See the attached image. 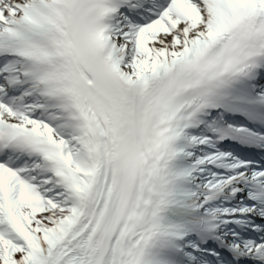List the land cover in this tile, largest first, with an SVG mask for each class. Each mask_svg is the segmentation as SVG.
I'll return each instance as SVG.
<instances>
[{
  "label": "bare ground",
  "instance_id": "1",
  "mask_svg": "<svg viewBox=\"0 0 264 264\" xmlns=\"http://www.w3.org/2000/svg\"><path fill=\"white\" fill-rule=\"evenodd\" d=\"M29 0H0V29L1 31L5 29L11 22L14 16H18L20 14L19 8L17 4L20 2H28ZM190 6L192 12L187 18H177L173 15L172 11L174 7L180 6ZM159 8L153 9L152 12L148 11L146 15L155 14V23L152 25L143 24L140 25L136 23L137 30L134 29L128 39L123 40V44L120 43V46L123 49V54L126 57L125 60V68L130 74L133 76L138 75L141 71L139 68H134L133 59H128L132 57L130 51L131 49H135L137 47H143L145 43L150 45L151 50L153 51L152 57L149 60L148 66L157 65L158 61H162L163 58L167 55L178 54L185 47L187 43H190L194 37L201 36L207 32H209L210 25L208 24V14L207 8L204 6L203 0H177L175 2L170 3L168 7L164 9L165 14L162 15L157 11ZM194 10V11H193ZM134 20H141L142 15L131 17ZM172 20V22H169ZM135 23V22H134ZM148 60V59H147ZM145 62V60H144ZM144 66V63H143ZM20 65L16 62L6 65L0 69V78L2 75L7 77H15L19 79V69ZM9 86V85H8ZM17 88H9L8 95H12L16 93V90L19 94V100H34L36 102L39 101V98L36 94V91L33 87H29L26 89L21 83H18ZM6 91L0 93V97H6ZM24 101V102H25ZM21 105H13L12 103L8 105L6 110H3L0 107V115L6 116L9 119H17L18 121L24 123V119L22 117V113L19 112ZM49 109H38V107L30 110V114L38 115L42 120L46 119L50 114L48 113ZM16 112H19L18 117H14ZM45 129V128H43ZM100 151H102L99 157L102 158L101 163L97 164V161H93L90 164V175H93L97 172V169L94 168L97 165L105 166L109 164L106 172H103L105 175H94L91 181H83V186H87V192L91 196L92 204L86 206L85 204L78 206V215L71 226L69 225L67 229L60 232L61 239L56 242L54 245V249L51 251L50 262L48 264H74L78 263L74 258L70 257V254L77 252L81 254L83 258H87L90 256L92 252V243L96 238V234L99 229L100 219L103 215L108 200V186L114 180L115 175L113 173V162L111 161V156L113 155V146L110 145L108 149V144H104ZM197 152V153H196ZM196 154H192L193 159L203 160L207 167L212 166L216 168L218 172L223 175L226 173L225 169L236 168L238 172L237 177L230 178H211L210 184L208 185V190H205L209 193L206 198L212 197L215 195H220L221 193H225L226 191H235L239 189L240 183L242 180H247L251 178L252 175H256L257 171H249L246 175H244L243 166L239 158L235 155L230 156V153L227 152H219L213 150L210 144L204 142V140L200 143L199 150L194 151ZM21 160H16L17 166L16 168L21 167ZM20 168L19 170H21ZM241 172V173H239ZM31 173H40L41 181H44L43 178L48 174L40 169H31L29 167V174ZM228 173V172H227ZM244 175V176H243ZM201 175L197 176V179H200ZM240 177H243L242 179ZM210 178V175L208 176ZM144 180V178H143ZM144 183V182H143ZM141 183V186L144 184ZM42 188L47 187L46 183H41ZM142 198L141 189L137 190L135 196V204ZM204 198V199H206ZM203 199V200H204ZM191 202V199L187 200ZM240 208L230 211L234 221H238L241 224L246 222L248 218L252 217L250 205L243 206V203L239 202ZM236 206V205H232ZM237 207V206H236ZM81 212V213H80ZM131 215H135V211L131 213ZM129 222H132V219H128ZM132 230V224L125 223L122 230L117 233L114 241L111 244V253L107 257L106 261L103 264H131V252L129 251V246L133 245V241L131 239L133 234H130ZM177 235L182 238L184 236V240L189 239L190 232L179 228L176 230ZM89 242L86 244L85 243ZM251 251V250H250ZM247 251L245 249V253L248 258L251 257L252 252ZM77 258V257H75ZM80 260V259H78ZM203 260V259H202ZM204 261V260H203ZM92 264V263H91ZM199 264V263H197ZM206 264V263H203Z\"/></svg>",
  "mask_w": 264,
  "mask_h": 264
},
{
  "label": "rangeland",
  "instance_id": "2",
  "mask_svg": "<svg viewBox=\"0 0 264 264\" xmlns=\"http://www.w3.org/2000/svg\"><path fill=\"white\" fill-rule=\"evenodd\" d=\"M126 32V31H125ZM125 33H122V39L124 38ZM127 38V36H126ZM128 39V38H127ZM125 40V39H123ZM132 57L128 59H133V66L134 68H139L140 70L143 69V63H149L150 58L152 57L153 51L150 48V45L148 43H145L143 47H140L138 49H132L130 51ZM148 59V60H147ZM145 60V62H144ZM146 67V66H145ZM34 106V104H32ZM46 196L45 201V207L42 209L43 214H50L51 211H57L61 207H65L66 204L64 200L60 197V194L57 192H50L51 190L49 188H42ZM64 216V215H62ZM0 235V239H1ZM1 242V240H0Z\"/></svg>",
  "mask_w": 264,
  "mask_h": 264
},
{
  "label": "trees",
  "instance_id": "3",
  "mask_svg": "<svg viewBox=\"0 0 264 264\" xmlns=\"http://www.w3.org/2000/svg\"><path fill=\"white\" fill-rule=\"evenodd\" d=\"M53 214H55V212H53ZM46 220H48V219H46ZM34 225H35V227H38V224H37V223H35ZM23 252H25L24 249H19V250H16L15 253H14L13 255H14V256H18V255H20V254L23 253Z\"/></svg>",
  "mask_w": 264,
  "mask_h": 264
}]
</instances>
